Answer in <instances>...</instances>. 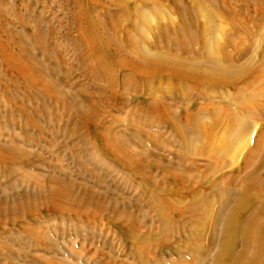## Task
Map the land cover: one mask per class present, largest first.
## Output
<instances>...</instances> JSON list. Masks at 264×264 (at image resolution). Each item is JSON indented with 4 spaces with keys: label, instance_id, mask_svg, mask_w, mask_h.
I'll use <instances>...</instances> for the list:
<instances>
[{
    "label": "rangeland",
    "instance_id": "1",
    "mask_svg": "<svg viewBox=\"0 0 264 264\" xmlns=\"http://www.w3.org/2000/svg\"><path fill=\"white\" fill-rule=\"evenodd\" d=\"M176 3L182 8L177 12ZM137 4L143 10L153 9L147 1L138 0ZM133 5L134 1L129 6ZM152 6L164 13L158 16L159 24L171 22L168 16L172 17L173 26L177 17L178 23L191 20L203 23L209 35L206 49H200L199 40L193 48L205 55L209 52L220 57L218 46L221 45L220 49L231 54L237 63L250 57L253 61L250 65H255L264 58V0H154ZM126 7L114 0H0V143L21 147L31 155L28 161L21 157L16 164L0 161V197L5 194L14 202L24 190L33 188L36 175L58 176L105 193L116 212L114 215L109 211L106 217L91 221L83 217L43 216L39 212L33 219L25 218L16 225L2 220L0 264H28V259L15 255L23 250L35 257L34 264H44V257L74 264V252L80 254L78 264H211L217 257L223 234L217 216L215 221L217 200L220 195L228 196L231 201L236 196L235 192L233 195L226 190L223 181L234 171L237 174L256 142L264 146V121L260 120L261 111L253 107L251 99L264 101V75L260 74L254 82L249 81V75L240 77L244 80L238 82L236 91L228 87L210 89L206 84L191 88L186 84L188 94L182 101L167 97L174 111L179 110L178 115L186 109L196 113L199 105L221 107L224 109H219L221 119L239 105L248 110L240 128L229 131L222 125L214 129L215 149L211 156L201 145L197 132L184 135V141L189 143L184 146L180 131L173 125L157 124L150 116L141 119L133 113L144 106L149 97L147 92L141 96L126 94L121 99L114 97L112 91L101 96L97 85L103 79L95 84L84 71L85 56L79 39L85 23L73 20L76 13H86L88 19L95 20L99 33L114 30V42L118 38L125 41L127 34L141 39L127 26L129 20L137 18L126 13ZM193 10L197 15H190ZM149 18L148 26L140 23L146 35L156 27V20L151 15ZM236 22L247 29L236 27ZM182 39L185 42L187 37ZM18 43L38 59L47 79L55 83L57 95L48 92L45 86L29 88L11 70L12 61L6 54L12 53L10 50ZM238 52L244 58L238 59ZM123 74L124 71L118 76L119 84ZM200 91L205 92L200 94ZM124 99L128 101L123 105ZM91 101L101 112L94 126L79 118V108L87 107ZM201 117L205 123L213 124L210 112L201 111ZM106 126H111L122 139L128 138L136 150L144 149L148 161L153 162L148 164L147 171L165 188L161 195L172 199L175 211L167 206L157 209V201L148 197L153 192L152 186H142L139 174L102 156L95 144L94 129ZM79 128L83 131L78 132ZM260 131L262 137L258 138ZM224 138L229 143L225 144ZM211 163L219 164L217 170L206 169ZM158 165H167V171L160 170ZM24 174L29 177V187ZM183 176L187 183L179 181ZM203 201L212 204L199 212L186 211V205L198 206ZM23 224L32 225L36 232L42 231L47 241L57 243L55 251L38 247L33 235L20 231ZM140 242L145 244L147 252L140 251ZM138 254L143 256L140 258Z\"/></svg>",
    "mask_w": 264,
    "mask_h": 264
},
{
    "label": "bare ground",
    "instance_id": "2",
    "mask_svg": "<svg viewBox=\"0 0 264 264\" xmlns=\"http://www.w3.org/2000/svg\"><path fill=\"white\" fill-rule=\"evenodd\" d=\"M114 1L121 6L127 5L126 13L129 12L137 18L134 21L129 20L127 26L142 37L141 39L133 38L127 34L130 32L128 30L126 32L128 37L125 41L118 38L114 42V30L112 32L104 31V34L99 33L97 31L98 24L95 20L88 19L86 13H83L86 15L85 18L81 12L76 13L73 20L76 22L84 20L85 23L83 36L79 39L84 50L82 55L85 56L82 59L84 71L94 83L103 79L101 84L97 85L101 96L105 91H112L115 93L114 97L121 99L122 96L124 98L128 96L126 94L141 96L143 92H147L148 100L141 109L137 108L133 113L141 119L144 116H150L156 120L157 124L173 125L175 129L180 131L181 142L184 146L185 143L186 146H189V143L184 141V135L188 132H197L201 145L211 156L215 149L214 129H218L222 125H225L229 131L240 128L243 124L241 121L244 120V114L248 113L247 108L239 105L237 109L227 110L229 113L225 114L226 117L222 119L219 111L221 107L214 105L211 108L199 105L196 113L188 112L186 109L184 113L178 115L179 110L174 111L171 103L167 101V97L182 101V97L188 94L186 84L191 88L206 84L210 89L228 87L235 90L238 88L236 86L238 82L244 80L240 77L249 75V81L254 82L260 74L264 75V58L255 65H250L253 62L250 57L241 63H237L231 54L229 55L220 49L222 48L221 45L218 46L220 57H215L209 52L205 55V52H199L193 48L194 42L199 40L202 46L200 49H206L209 35L203 23H196L194 20L189 23L183 21L178 23L177 17V22L173 26L172 17L168 16L171 18V22L166 25L159 24L158 16H163L164 13L152 6L154 0H142L147 1L153 7V9L147 10L140 8L137 4L138 0ZM132 1H134V5L129 6ZM180 9H182L181 6L176 3L175 11H180ZM192 13H190L191 16L197 15L195 10ZM150 15L156 20V27L152 29L153 31L149 29L150 33L146 35L140 23L148 26ZM234 24L236 27L237 25L242 26L237 22ZM110 27L116 28L115 25ZM183 36L187 37L185 42L182 39ZM14 47V50H10L12 53L6 54L12 61L11 70L19 77L21 76L29 84V88L36 87L39 89L45 86L48 92L57 95V89L55 85L53 86L55 83L47 79L38 59L29 54L28 49L23 44L18 43ZM5 49H8L7 46ZM189 53L195 54L191 56ZM238 54V59L244 58L242 52H238ZM123 71L125 72L124 78L122 84H119L117 79ZM204 92L200 91V94H204ZM251 99H253V107L261 111L260 120L264 121V101L256 100L253 97ZM127 101L124 99L121 104L124 105ZM79 109V118L86 124L90 123L91 126L101 115L92 101L88 103L87 107ZM222 110L224 111V109ZM201 111L203 113L204 111L210 112L213 124L203 121ZM79 129L78 132L83 131L81 128ZM94 130V138H97L95 144L102 156L114 165L127 168L133 174H139L142 186H152L153 192L148 193V197L152 201H157V204L155 203L157 209H163L167 206L175 211L172 199L161 195V193H165V188L160 186L158 181L153 179L147 171L148 164L150 166L153 162L148 161L144 149L136 150L133 148L128 138L122 139L111 126L102 129L95 127ZM260 136L262 137L261 131L258 138ZM223 141L225 144L229 143L227 138H224ZM256 143L254 148H251L245 156L237 174L234 171V174L232 172L233 175L227 176L223 181L222 185L226 187V190L233 195L235 192L236 196L232 201L228 199V196L220 195L218 197L219 208L216 211L215 221L217 216V219L221 221L223 234L217 257L211 264H264V146L259 141ZM30 156L29 152L21 147L0 143V161L3 163L16 164L22 160L21 157L28 161ZM23 162L26 163L24 160ZM218 165V163L214 165L211 163L206 169L215 171ZM157 167L163 171L168 169L167 165H158ZM23 176L26 186L28 183L31 185L28 175L24 174ZM181 179V183H187L184 176L183 178L180 177L179 181ZM33 182V188L28 185L29 188L24 190L18 198H15L14 202L10 201L7 195H1L0 222L10 220L9 222L16 225L25 218L33 219L37 212L43 216H63L76 219L83 217L85 221H91L92 218L100 220V218L106 217L105 214L109 211L114 215L116 214L110 207L111 199L106 198L105 193L89 188L83 182L58 176L39 177L38 175L33 179ZM211 204L210 201H203L198 206L186 205L185 209L186 211L199 212ZM130 224L133 225L134 222L131 221ZM20 231L27 236L33 235L38 247L40 246L46 251L48 249V252L55 251L57 243L55 245L47 241L46 236L41 233L42 231L36 232L32 225H20ZM142 240L144 241V237ZM138 245L140 251L146 250L143 242L138 243ZM12 253L15 254V252ZM15 255L17 258L28 259V264H34L35 257H32L28 251L23 250ZM74 255L76 256L74 264H78L80 254L74 252ZM138 256L141 258L143 255L138 254ZM43 261L44 264H66L67 262L52 257H44Z\"/></svg>",
    "mask_w": 264,
    "mask_h": 264
}]
</instances>
